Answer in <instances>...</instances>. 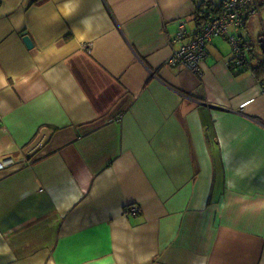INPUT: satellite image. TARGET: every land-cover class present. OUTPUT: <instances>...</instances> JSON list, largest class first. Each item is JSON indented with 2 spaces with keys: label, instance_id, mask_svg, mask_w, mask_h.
Returning <instances> with one entry per match:
<instances>
[{
  "label": "crops",
  "instance_id": "obj_1",
  "mask_svg": "<svg viewBox=\"0 0 264 264\" xmlns=\"http://www.w3.org/2000/svg\"><path fill=\"white\" fill-rule=\"evenodd\" d=\"M222 1L0 0V264H264V0L166 63Z\"/></svg>",
  "mask_w": 264,
  "mask_h": 264
},
{
  "label": "built area",
  "instance_id": "obj_2",
  "mask_svg": "<svg viewBox=\"0 0 264 264\" xmlns=\"http://www.w3.org/2000/svg\"><path fill=\"white\" fill-rule=\"evenodd\" d=\"M257 5V0H223L217 16L206 20L201 32L190 39L187 38L185 21L181 19L178 21V30L173 38L181 44L178 49L173 51L166 63L169 65L184 64L194 73L200 72V61L207 54L206 43L218 35L228 36V28L230 26H242L244 18L256 12ZM234 48L236 50L235 63L236 65H241L243 49L236 46L235 43ZM23 161L25 163L28 162L26 159H23ZM15 163V160L11 157L0 159V170ZM129 208L132 212L137 211V206L133 205Z\"/></svg>",
  "mask_w": 264,
  "mask_h": 264
},
{
  "label": "trees",
  "instance_id": "obj_3",
  "mask_svg": "<svg viewBox=\"0 0 264 264\" xmlns=\"http://www.w3.org/2000/svg\"><path fill=\"white\" fill-rule=\"evenodd\" d=\"M220 6L217 5L215 7L214 6L212 7L210 3L209 4L204 3L203 7H198V9L196 10V13H195L196 14L195 18H196L197 25L200 26V29H199V31H197L196 34L201 32V30L205 26L204 24H205L206 20L217 16L218 12L220 11ZM256 67H260V68H262L261 70L264 71V58H263V60L258 61Z\"/></svg>",
  "mask_w": 264,
  "mask_h": 264
},
{
  "label": "water",
  "instance_id": "obj_4",
  "mask_svg": "<svg viewBox=\"0 0 264 264\" xmlns=\"http://www.w3.org/2000/svg\"><path fill=\"white\" fill-rule=\"evenodd\" d=\"M22 40H23L24 44L27 45V47L30 48V47L33 46L32 45V42H31V39H30V37L28 35H24V37L22 38ZM260 47H262V49L264 50V42L263 41H261Z\"/></svg>",
  "mask_w": 264,
  "mask_h": 264
},
{
  "label": "rangeland",
  "instance_id": "obj_5",
  "mask_svg": "<svg viewBox=\"0 0 264 264\" xmlns=\"http://www.w3.org/2000/svg\"><path fill=\"white\" fill-rule=\"evenodd\" d=\"M257 42V41H256ZM256 45L258 46V44L256 43Z\"/></svg>",
  "mask_w": 264,
  "mask_h": 264
}]
</instances>
